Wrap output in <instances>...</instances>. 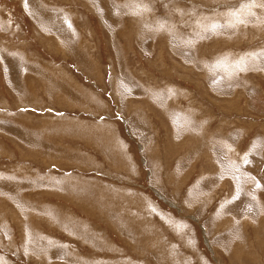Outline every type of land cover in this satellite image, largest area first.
<instances>
[{
  "label": "rangeland",
  "instance_id": "1",
  "mask_svg": "<svg viewBox=\"0 0 264 264\" xmlns=\"http://www.w3.org/2000/svg\"><path fill=\"white\" fill-rule=\"evenodd\" d=\"M0 264H264V0H0Z\"/></svg>",
  "mask_w": 264,
  "mask_h": 264
},
{
  "label": "bare ground",
  "instance_id": "2",
  "mask_svg": "<svg viewBox=\"0 0 264 264\" xmlns=\"http://www.w3.org/2000/svg\"><path fill=\"white\" fill-rule=\"evenodd\" d=\"M179 127V126H178ZM21 206V205H20Z\"/></svg>",
  "mask_w": 264,
  "mask_h": 264
}]
</instances>
